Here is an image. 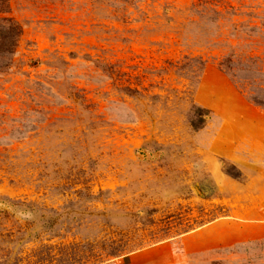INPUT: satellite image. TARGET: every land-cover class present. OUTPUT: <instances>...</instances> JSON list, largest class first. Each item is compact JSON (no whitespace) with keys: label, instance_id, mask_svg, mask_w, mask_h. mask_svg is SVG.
<instances>
[{"label":"rangeland","instance_id":"1","mask_svg":"<svg viewBox=\"0 0 264 264\" xmlns=\"http://www.w3.org/2000/svg\"><path fill=\"white\" fill-rule=\"evenodd\" d=\"M8 3L0 264H264V0Z\"/></svg>","mask_w":264,"mask_h":264},{"label":"trees","instance_id":"2","mask_svg":"<svg viewBox=\"0 0 264 264\" xmlns=\"http://www.w3.org/2000/svg\"><path fill=\"white\" fill-rule=\"evenodd\" d=\"M8 0H0V72L7 71L12 64V57L18 46L22 29L20 24L9 14ZM227 67V71L232 69V62L230 59H226L222 64ZM255 104L264 107V101L255 96L252 97ZM207 112L204 109H198L197 113L190 118V125L193 129L198 130L204 125V116ZM226 173L237 177V174L232 173L229 169H226Z\"/></svg>","mask_w":264,"mask_h":264},{"label":"crops","instance_id":"3","mask_svg":"<svg viewBox=\"0 0 264 264\" xmlns=\"http://www.w3.org/2000/svg\"><path fill=\"white\" fill-rule=\"evenodd\" d=\"M261 131V134H260V136L261 137H259V138H261V145H260V149H258V151H261L260 153H263L264 154V141H263V139H264V129L263 130H260Z\"/></svg>","mask_w":264,"mask_h":264}]
</instances>
